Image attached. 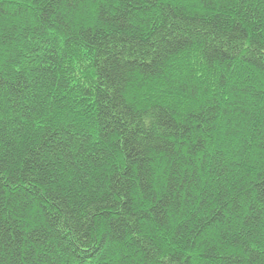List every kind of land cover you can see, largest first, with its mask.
<instances>
[{
  "label": "trees",
  "instance_id": "1",
  "mask_svg": "<svg viewBox=\"0 0 264 264\" xmlns=\"http://www.w3.org/2000/svg\"><path fill=\"white\" fill-rule=\"evenodd\" d=\"M0 264H264V0H0Z\"/></svg>",
  "mask_w": 264,
  "mask_h": 264
}]
</instances>
